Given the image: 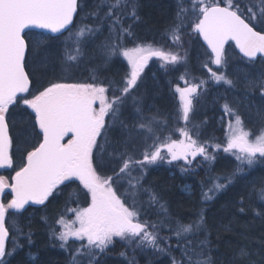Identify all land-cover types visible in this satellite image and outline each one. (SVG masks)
I'll return each mask as SVG.
<instances>
[{
  "label": "snow or ice",
  "instance_id": "snow-or-ice-1",
  "mask_svg": "<svg viewBox=\"0 0 264 264\" xmlns=\"http://www.w3.org/2000/svg\"><path fill=\"white\" fill-rule=\"evenodd\" d=\"M175 2L174 21L168 30L172 43L181 42L184 22L195 16L194 22L189 21L190 26L206 42L215 65L225 63L224 50L229 41L235 42L250 63L255 64L259 58L258 75L251 79L245 76V81L249 89L259 90L264 101V0ZM83 5L84 0H0V168L13 169L14 144L20 156L11 181L0 175V196L6 190L12 194L7 202L0 200V264H10V258L24 247L18 241L19 236H26L27 244L33 243L31 232L18 226L16 214L29 204L44 205L54 193L59 194L61 185L73 181L82 185L87 206L67 209L75 218L69 221L61 216L56 223L63 231L52 230L59 246L69 254V264H102L101 257L107 255L117 238L129 245L135 243L133 252L138 248L164 254L170 264H264V259L253 258L252 249L244 243H229L224 254L215 255L219 245H214L211 239L204 206L234 185L245 174L246 167L250 170L257 161L264 163V127L254 134L245 128L241 115L225 104V111L234 117V122H228L225 142L200 143L194 138L200 134L199 125H192L194 135L188 125L193 99L205 82L188 85L185 80L186 87L175 88L180 102L176 119L184 122V127L176 131L182 138L168 135L161 140L158 131L168 121L161 119L158 112L144 114L147 94L146 88L141 92L144 69L153 58L167 67L181 63L186 57L152 44L126 46V39L135 42V26L144 22L141 0H96L93 10L81 19L91 16L97 23L77 27L74 20L85 12ZM105 25L108 36L103 44L102 63L92 68L87 79L76 78L72 69L79 67L85 57L84 45ZM32 29L43 31L34 33L30 39ZM61 37L63 50L54 59L49 49ZM116 58L127 62V71L119 80L102 79L100 70ZM208 71L216 83L234 86L233 80L223 73L217 74L211 68ZM129 101L134 113L132 123L120 118ZM18 111L22 115L19 121L14 118ZM256 115L264 120V104L256 108ZM117 127L119 139L111 135ZM33 138L36 142L29 149L26 145ZM137 141L147 145L141 159L130 151ZM209 147L231 154L238 163L230 173L210 176L208 184H202L201 207L194 218L185 222L172 215L159 193L144 187L143 179L148 166L159 161L171 164L182 160L191 164L200 156L204 161L214 162L216 155L208 151ZM106 162L115 164L112 169L115 181L113 176L102 175L98 170ZM259 181L258 186L252 182L251 192L256 193L260 202L252 211L264 220V177ZM121 182L128 187L123 188ZM114 183L122 189L120 194ZM251 192L239 195L234 205L238 213H245L246 198ZM141 195L147 196L149 209L158 208L157 215H162L159 222L141 218L145 203L139 198ZM10 216L16 239L9 248L6 221ZM161 227H167L169 235L161 236ZM224 230L231 231L230 224ZM72 238L86 243L70 249L68 242ZM261 247L264 248V239ZM177 250L179 258L173 255ZM120 256L127 259L128 254L122 251ZM28 257L32 262L37 260L31 252ZM128 264H135L134 257Z\"/></svg>",
  "mask_w": 264,
  "mask_h": 264
},
{
  "label": "trees",
  "instance_id": "trees-1",
  "mask_svg": "<svg viewBox=\"0 0 264 264\" xmlns=\"http://www.w3.org/2000/svg\"><path fill=\"white\" fill-rule=\"evenodd\" d=\"M95 3L96 0H84L85 12L79 13L78 18L74 20L77 27H80L81 24L95 25L97 23L95 17L89 16L88 19H81L86 12L93 10ZM141 3L143 7L140 11L144 22L135 26L136 40L134 42L131 39H126V46L132 47L134 43L152 44L154 47H163L165 50L178 52L182 57L184 55L187 60L185 63L175 65L172 69L162 70V62L154 58L155 61L144 71L142 76L144 86L141 88V92L145 88L147 89L143 101L144 114L147 116L158 112L161 119L168 121L167 125H161V130L158 131L161 140L168 135H171L173 139L180 138L181 136L176 128L184 127V122L176 119L180 102L179 94L175 92V88L177 85L181 88L187 86L184 81L186 80L185 71L188 70L194 77L189 81L199 83L201 79L205 82V90L201 96L202 100L201 102L195 101L196 107L192 112L188 126L191 124L192 129L193 124L199 125V136L205 141L214 135L218 137L215 139L216 142H222L223 130L221 128L220 130L216 129L210 119L213 116L210 105L215 84L208 81V78L211 77L208 68H211L213 72L219 70V68L212 67L208 51L200 44L197 36L192 32L190 24H187V20L181 30V42L183 43H172L168 30L174 21L175 0H141ZM33 34V32H30V39L33 38ZM107 36V25H105L100 33H97L92 40L84 45L85 57L81 60L79 67L72 69V73L76 78L87 79L92 68L102 63L104 59L103 44ZM62 40L63 37H61V40L53 41L49 49L54 59H58L63 50ZM185 42L186 44H184ZM201 64L206 65L205 71L200 68ZM56 70L59 74V64H56ZM126 71L127 65L121 58H116L107 68L101 69L99 75L102 79L109 77L119 80ZM181 77L184 79H181ZM149 106L154 107L150 108ZM133 117L134 113L129 101L123 108L120 118L127 123H132ZM14 118L17 121L22 119L19 111ZM205 119H207V124L203 122ZM192 131L195 133V129H192ZM111 135L113 138L119 139V127L115 128ZM35 142V138H33L26 147L30 149L31 144ZM146 147L145 143L137 141L135 149L130 148V151L136 159H141V152ZM208 151L216 155L214 162L204 161L202 157H196L191 164H186L182 160L173 161L171 164L167 161H159L155 165L148 166L147 175L143 179L144 187L151 188L159 193L163 197L162 202L167 203L172 215L181 218L185 222L194 218V213L201 207L202 184L207 185L210 176L224 175L235 168L234 160L231 157L223 155L222 152H213L211 147L208 148ZM13 152L15 161L13 169L18 170L20 156L15 144ZM113 167H115V164L106 162L103 169L98 170L101 171L102 175L113 176L115 181ZM13 169H7L2 175L11 178L15 174ZM182 169L185 170L182 171ZM259 171V173H263L260 167ZM121 183L123 188L128 187L126 182ZM114 186L118 187V194H120L122 189L118 184L114 183ZM58 192L59 194L54 193L52 197H49L44 205L29 206L23 212L16 214L15 219L18 226L22 227L24 232H31L33 243L29 245L26 243V236H19L18 241L24 247L19 249L14 257L10 258V264H69V254L59 246V240L52 235L50 236L49 232H52L53 229L57 230L56 221L61 216L70 217L71 212L67 209L84 207L86 198L81 185L76 181L61 185ZM250 192V179L248 176H242L238 177L236 183L230 186L227 191L221 192L215 200L205 203L207 224L212 232L211 239L214 245H219L215 255L224 254L229 243L233 245L244 243L252 249L255 260L264 259V248L261 247V241L264 239V220L257 217L252 211L253 207L258 208L260 204L256 193L251 192L250 197L246 198L248 207L245 213H238L236 207H234L241 193H245L247 196ZM139 198L145 201L144 207L141 209V218L159 222L162 215H157L158 208H148L146 195H141ZM9 199L10 197L6 195L3 201L7 202ZM43 218H46V221ZM12 219L10 216L6 221L9 226V240L7 242L9 248L12 246L13 239H16ZM229 224L231 231H225L224 226ZM160 235H169L167 227H161ZM172 243L175 244V238H173ZM133 248H135V243L129 245L117 238L116 243L110 247L107 255L101 257V261H106V264H128V260L134 257L135 264H170L169 257L164 254L157 253L152 249L141 250L138 248L133 252ZM122 251L127 252V259L120 256ZM29 252L36 254L37 260L35 262L29 260ZM173 255L179 258L180 253L177 250Z\"/></svg>",
  "mask_w": 264,
  "mask_h": 264
},
{
  "label": "rangeland",
  "instance_id": "rangeland-1",
  "mask_svg": "<svg viewBox=\"0 0 264 264\" xmlns=\"http://www.w3.org/2000/svg\"><path fill=\"white\" fill-rule=\"evenodd\" d=\"M189 21L194 22L195 16H190L189 20H187V24H190ZM184 44H186V42ZM224 55H225V63L221 65L219 70L215 72H217V74L223 73L229 79L233 80L234 86L226 85L223 82L216 83L215 80L212 78L211 73H209V76L211 77L208 78V81L215 84V88L212 92L213 98H212L211 105H210V110L213 111V116L210 119L212 120V123L216 126V129L220 130L221 128V130H223V138L220 144H223L225 142V134L227 131L228 122L230 120L234 122V117L225 111L223 107L225 104H227L230 108L235 109V111L241 115L244 121L245 128L250 129L254 134L257 132L258 129H261L262 127H264V120L259 119L256 115V108L264 104V101H262L260 97L259 90L255 88L249 89L248 87H246V81H245V76H248V78L251 79V78H255L258 75L260 71V67H261L259 60L255 64L250 63L246 59L240 57L231 45L226 47L224 51ZM121 59L123 60V58ZM154 61H155L154 58L150 60L148 62L147 67L149 68L151 63H153ZM123 62L127 65V62L125 60H123ZM182 62L185 63L187 62V60L185 59ZM173 67H175V65H168L167 67L162 66V70L172 69ZM200 68L203 71L206 70L205 65L201 64ZM147 69H144V71ZM185 77H186V80L188 81V85L195 83V82L189 81V79L191 78L194 79V77H192V75L190 74L188 70L187 72L185 71ZM199 83H201V79ZM199 83H196V84H199ZM204 90H205V87L203 83L201 88L198 89L199 94L193 99V110H195V107H196L195 101L201 102L202 100L201 96ZM191 116H192V113L190 114V118ZM203 122L204 124H207V119H205ZM188 127L191 129V124ZM181 138L182 137L178 139H181ZM194 138H196L195 135H194ZM217 138L218 137L213 135L212 138L207 139L206 141L205 139H201L200 136H198L196 139H198L200 143L207 142L209 145H212V144L219 143L215 141V139ZM211 150L213 152H217L212 147H211ZM219 152H222L223 155L231 157L234 160V166L236 167L238 162L235 160L234 156H232L229 153H224L222 150ZM197 157L199 158L200 156H197ZM259 167L263 171L262 173L263 175L259 173L260 172ZM243 176H246V177L248 176V178L250 179L251 189H252V182H255L256 185L258 186L260 182L259 178L264 177V163L257 161L256 164H254L250 170L246 167L245 174ZM9 181H11L10 177H9ZM86 206H87V201L84 207ZM64 218L66 220L71 221L75 218L74 213L71 212L69 218L67 217H64ZM55 231L57 233H59L60 231H63L62 226L57 223V230ZM49 234L51 236L52 232H49ZM58 243L60 244V241H58ZM68 243H69V248L74 249L78 247L81 243H86V242L76 241L74 238H72L69 240ZM102 264H106V261H103Z\"/></svg>",
  "mask_w": 264,
  "mask_h": 264
},
{
  "label": "water",
  "instance_id": "water-1",
  "mask_svg": "<svg viewBox=\"0 0 264 264\" xmlns=\"http://www.w3.org/2000/svg\"><path fill=\"white\" fill-rule=\"evenodd\" d=\"M26 31H29V30H26ZM30 31H34V32H41V31H43V30H40V29H32V30H30ZM194 32V31H193ZM195 33V32H194ZM196 35H197V37H198V39H199V41H200V43L210 52V49L208 48V46H207V44H206V42L203 40V38L199 35V34H197V33H195ZM49 35H57V34H49ZM229 43H231L232 44V46H233V48L235 49V51H236V53L240 56V57H242V58H244V59H246L247 60V58L246 57H244L243 56V54L240 52V50H239V48L235 45V42L234 41H229L226 45H225V47L229 44ZM211 54V53H210ZM259 58H257V60H258ZM213 64V67H215V68H217V67H219L218 65H215L214 63H212ZM3 170H5V168H0V172H2ZM9 195L11 198H12V194L10 193V191H8V190H6L5 191V193L2 195V196H0V200H2V198L5 196V195ZM32 205H34V204H29V205H27L26 207H28V206H32ZM25 207V208H26Z\"/></svg>",
  "mask_w": 264,
  "mask_h": 264
},
{
  "label": "flooded vegetation",
  "instance_id": "flooded-vegetation-1",
  "mask_svg": "<svg viewBox=\"0 0 264 264\" xmlns=\"http://www.w3.org/2000/svg\"><path fill=\"white\" fill-rule=\"evenodd\" d=\"M148 67H146L145 69H147Z\"/></svg>",
  "mask_w": 264,
  "mask_h": 264
}]
</instances>
